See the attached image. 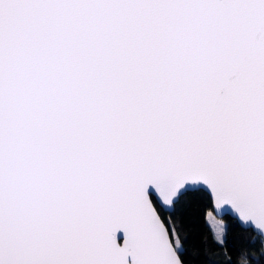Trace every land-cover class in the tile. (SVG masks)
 Here are the masks:
<instances>
[{"label":"snow or ice","instance_id":"obj_1","mask_svg":"<svg viewBox=\"0 0 264 264\" xmlns=\"http://www.w3.org/2000/svg\"><path fill=\"white\" fill-rule=\"evenodd\" d=\"M189 194L264 248V0H0V264H189Z\"/></svg>","mask_w":264,"mask_h":264},{"label":"trees","instance_id":"obj_2","mask_svg":"<svg viewBox=\"0 0 264 264\" xmlns=\"http://www.w3.org/2000/svg\"><path fill=\"white\" fill-rule=\"evenodd\" d=\"M212 206L206 197L189 194L176 206L172 214L186 237L189 264H264L260 237L233 218L227 221L226 236L220 242L207 220Z\"/></svg>","mask_w":264,"mask_h":264},{"label":"rangeland","instance_id":"obj_3","mask_svg":"<svg viewBox=\"0 0 264 264\" xmlns=\"http://www.w3.org/2000/svg\"><path fill=\"white\" fill-rule=\"evenodd\" d=\"M207 220L209 224L212 226V222L214 221L217 227L223 228V239H218L220 242H223L226 236V228H227V221L223 218L218 217L214 211H209L207 214ZM214 229V228H213ZM215 235L216 231L214 229Z\"/></svg>","mask_w":264,"mask_h":264},{"label":"water","instance_id":"obj_4","mask_svg":"<svg viewBox=\"0 0 264 264\" xmlns=\"http://www.w3.org/2000/svg\"><path fill=\"white\" fill-rule=\"evenodd\" d=\"M214 212H215V214H216L218 217H220V218H224V217H227V216H229V217L232 218V213H231V211H227V212H219V210H217V211H214ZM218 212H219V214H218Z\"/></svg>","mask_w":264,"mask_h":264}]
</instances>
